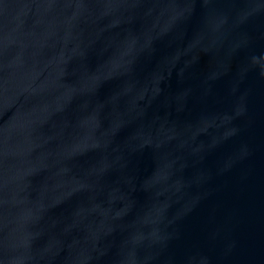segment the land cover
Returning a JSON list of instances; mask_svg holds the SVG:
<instances>
[{
	"label": "water",
	"instance_id": "obj_1",
	"mask_svg": "<svg viewBox=\"0 0 264 264\" xmlns=\"http://www.w3.org/2000/svg\"><path fill=\"white\" fill-rule=\"evenodd\" d=\"M0 264H264V0H0Z\"/></svg>",
	"mask_w": 264,
	"mask_h": 264
}]
</instances>
